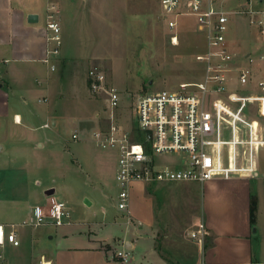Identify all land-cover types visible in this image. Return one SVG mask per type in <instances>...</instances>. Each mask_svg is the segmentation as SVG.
<instances>
[{"label": "rangeland", "instance_id": "rangeland-1", "mask_svg": "<svg viewBox=\"0 0 264 264\" xmlns=\"http://www.w3.org/2000/svg\"><path fill=\"white\" fill-rule=\"evenodd\" d=\"M32 1L16 0L20 4ZM49 2L55 3L58 14L63 17L60 56L74 57L79 81L89 69L103 71L107 82L121 95L122 117L128 113L129 104L142 94L177 91L182 84L201 81L202 69L194 57L203 52L205 44L193 17H181L177 30L171 33L162 16L160 0ZM247 2L249 4L248 0H225L223 7L231 15L242 10L241 7H247ZM255 2L253 0V6ZM34 5L45 17V0H36ZM229 18V36L239 41V54L251 51L255 32L249 29L247 18L239 14ZM174 34L178 37L177 45L170 41ZM242 63L247 66L245 61ZM257 81L255 76L251 82L243 84L228 80L225 89L230 93L239 90L238 94L259 95ZM63 82L66 86L62 85L63 96L59 102L43 91L27 94L24 96L26 101L19 92L8 95L12 112L30 115V112L38 111L39 115L30 125H16L11 116L0 122V223L24 220L31 209L44 208L52 197L65 205L69 215V224L57 229L64 232L66 238L52 241L59 247H83L90 238L111 244L113 248L102 242L97 246L107 255L115 256L125 248L116 244L118 239H133L130 230L138 225V216L143 226L137 233L134 230L139 241L134 245L129 264H138L141 255L151 249L152 240L157 254L168 261L186 264L195 258L197 249L189 234L196 231L197 204L201 201L203 204L201 186L187 183L134 186L130 219L126 220V214L116 209V152L98 148L90 138V134L105 123V120L101 121L104 116L102 98L93 97L83 83L80 99L73 88L69 89L66 80ZM224 97L227 99L226 95ZM43 99L48 101L39 102ZM232 105L239 107L241 102L235 101ZM48 107L55 108V127L51 125L52 119L47 120L44 115ZM255 107L254 104L244 108L253 120H256ZM258 119L264 125V119ZM44 123L50 127L40 128ZM74 131L80 137L78 141L71 138ZM259 164L260 177L251 179L252 183L248 181L256 201L255 187L264 189V149L259 154ZM51 189L54 194L48 198L44 193ZM260 198L258 224L264 227V194L261 195V190ZM145 218L151 221L152 231L143 222ZM200 223L204 225L202 221ZM210 243L209 237L204 238L203 247L207 248ZM18 251L20 249L9 246L2 253L0 251L3 258L0 264H38L42 254L37 249L35 258L23 259ZM41 261L48 262L46 258H40L39 263Z\"/></svg>", "mask_w": 264, "mask_h": 264}, {"label": "built area", "instance_id": "built-area-1", "mask_svg": "<svg viewBox=\"0 0 264 264\" xmlns=\"http://www.w3.org/2000/svg\"><path fill=\"white\" fill-rule=\"evenodd\" d=\"M224 1L159 2L171 33L177 30L181 17H193L202 32L204 50L194 57L202 69L198 83L182 84L177 91L142 94L129 104L128 113L122 117L121 95L107 82L104 72L92 68L86 74L90 94L102 98L104 116L101 121L105 120L104 126L92 132L90 138L98 148L116 152V204L117 210L127 218L134 186L203 185L218 180L260 177L259 154L264 149V125L258 119H264V1L256 0L254 7L253 0H248L247 7L231 13L247 18L262 47L241 55L236 50L237 42L229 36L231 15L224 10ZM47 12V41L53 44L48 53L58 57L62 44L58 11L51 4ZM177 38L176 34L170 37L172 45H177ZM244 61L247 66L243 65ZM54 69L52 66L51 70ZM254 76L258 78L259 95L238 94L239 90L230 93L225 89L228 80L243 84L251 82ZM235 101H240L241 105L233 106ZM254 104L256 120L244 111ZM43 127L48 128V125ZM71 138L80 139L76 131ZM68 218L65 205L51 197L46 207L33 209L29 223L18 226L60 227ZM6 244L15 248L20 245L15 225H0V249ZM115 255L122 264H129L130 254L126 249Z\"/></svg>", "mask_w": 264, "mask_h": 264}, {"label": "crops", "instance_id": "crops-1", "mask_svg": "<svg viewBox=\"0 0 264 264\" xmlns=\"http://www.w3.org/2000/svg\"><path fill=\"white\" fill-rule=\"evenodd\" d=\"M35 1L20 4L16 0H0V122L6 121L11 116L16 125L21 123L30 125V122L39 115L38 111L30 112V115L12 112L14 109L10 108L9 94L15 95L16 92H19L22 100L26 101L24 96L27 94L43 91L44 94L49 97L52 96L59 102L63 96L62 85L66 86L63 80H66L69 89L73 88L75 90V95L80 99L83 92L82 84L84 83L86 86V75L80 81L77 79L74 60L72 59L74 57L60 56V54L58 57H54L48 53L53 48V44L47 41L45 27L47 9L55 3L45 0V17H43L42 12L34 5ZM57 5L61 9L60 5ZM60 13H63L62 10H60ZM233 15L231 14V16ZM62 18V14H58L57 19L60 30L61 25H63ZM249 29L255 32L254 42L250 45V47H253L251 51L262 49L256 31L250 27ZM235 41L237 42L236 45L240 44L238 40ZM256 41L258 42L256 43ZM236 50L238 51L237 47ZM46 60L48 62H45ZM52 66H54V70H51ZM46 101L48 100L43 99L39 102ZM45 114L47 120L52 119L51 125L55 127V120L57 121L55 108L48 107L44 112ZM259 121L261 122V120ZM45 124L47 123L41 125L40 128H44ZM248 181L250 180H218L199 186L204 196L203 204L202 201L197 204V212L194 214V220L196 221L194 228L196 231H191L189 234L194 241L197 254L189 262L186 261V264H264V227L258 224L260 190L261 195H263L264 189L260 186L255 187L254 192L257 195L258 204L255 222L252 224L250 223V196L252 194L250 183L252 181L250 183ZM33 209L30 210L29 216L22 221L0 223V225L6 227L16 226L17 239L20 243L17 247L20 251L17 254L23 259L35 258L34 253L37 249H40L42 254L39 256V261L40 258H46L48 262L41 261L39 263L38 261V264L121 263L116 255L109 256L97 246V243L102 241L88 238L85 246L77 248H62L52 243L56 238H66L64 232L57 229L69 224L67 222L69 218L60 227L52 225L19 227L18 225L23 222H30ZM129 219L130 216L126 217V220ZM200 221L203 222V226H201V223L199 224ZM137 222L138 225L134 226L135 233L139 232L141 226H143L138 216ZM143 222H146L145 225L152 231L150 228L151 221L148 222L145 218ZM26 228H30L31 231H20ZM134 230H130L132 236L134 235L133 239H118L119 241L116 243L125 247L124 249L129 252L130 256L134 245L139 241ZM197 237L199 239L196 240ZM207 237H209L211 243L205 248L203 247L205 246L204 238ZM151 243V249L141 255L138 264H143L145 261L150 262L148 264H179L178 260L168 261L159 256L153 240ZM8 246L12 247L6 244L3 249H0L1 253ZM180 257L182 258V256Z\"/></svg>", "mask_w": 264, "mask_h": 264}, {"label": "trees", "instance_id": "trees-1", "mask_svg": "<svg viewBox=\"0 0 264 264\" xmlns=\"http://www.w3.org/2000/svg\"><path fill=\"white\" fill-rule=\"evenodd\" d=\"M256 204L257 201L255 198H253V195L250 196V223L254 224L255 222V213H256Z\"/></svg>", "mask_w": 264, "mask_h": 264}, {"label": "water", "instance_id": "water-1", "mask_svg": "<svg viewBox=\"0 0 264 264\" xmlns=\"http://www.w3.org/2000/svg\"><path fill=\"white\" fill-rule=\"evenodd\" d=\"M44 194H45L46 197L49 198V197H51L54 194V191L51 189V190L46 191ZM253 231H255V230H253Z\"/></svg>", "mask_w": 264, "mask_h": 264}]
</instances>
